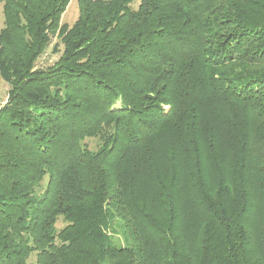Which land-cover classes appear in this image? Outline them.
Wrapping results in <instances>:
<instances>
[{
  "label": "trees",
  "instance_id": "obj_1",
  "mask_svg": "<svg viewBox=\"0 0 264 264\" xmlns=\"http://www.w3.org/2000/svg\"><path fill=\"white\" fill-rule=\"evenodd\" d=\"M70 1L0 0V264H264V0Z\"/></svg>",
  "mask_w": 264,
  "mask_h": 264
},
{
  "label": "rangeland",
  "instance_id": "obj_2",
  "mask_svg": "<svg viewBox=\"0 0 264 264\" xmlns=\"http://www.w3.org/2000/svg\"><path fill=\"white\" fill-rule=\"evenodd\" d=\"M140 0H134L131 4V7L133 9L137 8ZM2 4H0V30L4 27V17H3V10H2ZM78 18V7H77V1L71 0L64 12V14L61 17V25H67L72 26L75 21ZM62 44L60 43V40L56 37H53L50 39V44L48 45L47 49L43 53V55L38 59L36 62V68L37 69H45L49 66H51L61 55L62 52ZM9 89L8 84H6L1 78H0V106H2L7 99V91ZM80 145L87 149L90 152H96L101 147V141L99 138H89L84 139L81 141ZM62 224L59 222L57 225V229L62 228ZM115 236L116 239L120 242V244L125 245V236L123 235V228L119 225V222H116L115 224ZM35 257H32L31 264H34Z\"/></svg>",
  "mask_w": 264,
  "mask_h": 264
}]
</instances>
